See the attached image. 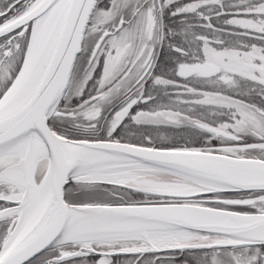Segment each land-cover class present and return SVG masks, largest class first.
Masks as SVG:
<instances>
[{
    "label": "snow or ice",
    "instance_id": "obj_1",
    "mask_svg": "<svg viewBox=\"0 0 264 264\" xmlns=\"http://www.w3.org/2000/svg\"><path fill=\"white\" fill-rule=\"evenodd\" d=\"M0 264H264V0H0Z\"/></svg>",
    "mask_w": 264,
    "mask_h": 264
}]
</instances>
